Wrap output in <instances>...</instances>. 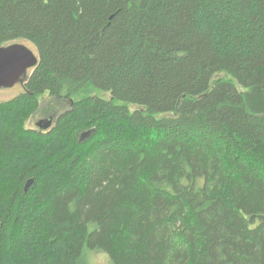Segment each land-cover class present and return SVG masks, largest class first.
Listing matches in <instances>:
<instances>
[{"label":"trees","instance_id":"16d2710c","mask_svg":"<svg viewBox=\"0 0 264 264\" xmlns=\"http://www.w3.org/2000/svg\"><path fill=\"white\" fill-rule=\"evenodd\" d=\"M14 43L0 264H264V0H0Z\"/></svg>","mask_w":264,"mask_h":264},{"label":"water","instance_id":"95a60500","mask_svg":"<svg viewBox=\"0 0 264 264\" xmlns=\"http://www.w3.org/2000/svg\"><path fill=\"white\" fill-rule=\"evenodd\" d=\"M38 63L34 50L24 43L0 46V89L13 88L23 83L30 69ZM54 123V116L39 119L36 125L40 130H48ZM92 130L84 132L81 139L90 136ZM33 183L30 179L26 189Z\"/></svg>","mask_w":264,"mask_h":264},{"label":"rangeland","instance_id":"374dc122","mask_svg":"<svg viewBox=\"0 0 264 264\" xmlns=\"http://www.w3.org/2000/svg\"><path fill=\"white\" fill-rule=\"evenodd\" d=\"M30 48L32 47L30 46ZM22 90L23 88L20 84H17L13 88L0 89V101L11 99L17 96L19 93H21ZM105 96L107 97V94H105ZM42 118H44L43 115L37 116L35 119L28 122V126L32 128H37L36 122ZM107 258L108 256L105 254L96 253L94 255L93 262L94 264H109V261H108L109 258L108 259Z\"/></svg>","mask_w":264,"mask_h":264},{"label":"flooded vegetation","instance_id":"af4514ba","mask_svg":"<svg viewBox=\"0 0 264 264\" xmlns=\"http://www.w3.org/2000/svg\"><path fill=\"white\" fill-rule=\"evenodd\" d=\"M55 123H56V119L54 118V123H53L52 127L55 125ZM52 127H51V128H52Z\"/></svg>","mask_w":264,"mask_h":264},{"label":"bare ground","instance_id":"6f19581e","mask_svg":"<svg viewBox=\"0 0 264 264\" xmlns=\"http://www.w3.org/2000/svg\"><path fill=\"white\" fill-rule=\"evenodd\" d=\"M89 131V130H88ZM85 132H87V131H85ZM82 135H83V133L81 134V138H82ZM89 137V136H88ZM87 138V137H86Z\"/></svg>","mask_w":264,"mask_h":264}]
</instances>
